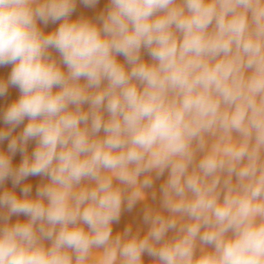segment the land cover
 Returning <instances> with one entry per match:
<instances>
[{
	"label": "clouds",
	"instance_id": "1",
	"mask_svg": "<svg viewBox=\"0 0 264 264\" xmlns=\"http://www.w3.org/2000/svg\"><path fill=\"white\" fill-rule=\"evenodd\" d=\"M76 4L0 0V264H264V0Z\"/></svg>",
	"mask_w": 264,
	"mask_h": 264
},
{
	"label": "bare ground",
	"instance_id": "2",
	"mask_svg": "<svg viewBox=\"0 0 264 264\" xmlns=\"http://www.w3.org/2000/svg\"><path fill=\"white\" fill-rule=\"evenodd\" d=\"M108 7V0H98V3L95 6L88 7L85 6L83 3L80 2V0H77V4L75 7V11L72 13L71 18L72 19H78L80 17L89 18L92 20H95L101 13H103L106 8ZM61 21H57L55 23L49 22L48 25H43L42 23L38 22L39 26L42 28L44 32H51L54 31L56 28H58ZM53 56H55L57 59H59V53H57L55 50H52ZM144 58L149 59L146 53H144ZM118 59L123 62L124 58L122 56H119ZM12 65H4L0 66V78L7 79L11 73ZM20 96V91L17 87L9 86L8 91L5 96L0 97V128H6L7 125L4 124L2 119V113L3 111L8 107L9 104L17 100ZM27 123V119L24 121V123L20 124L16 127V129L13 132V135H18L25 124ZM8 140H5L3 142H0V150L7 152V145ZM36 140H30L27 145V152L31 154L36 147ZM23 160V153L17 152L15 155L12 156V163L14 167H18L19 164ZM166 178V174L164 177H161L158 181H156L157 188L159 187V184L163 182V180ZM46 182V178L42 176H30L26 178L25 181L22 182L21 185L13 187L12 180L9 178L5 181L2 188H0V191L3 189L13 190L16 192L17 195H22L21 188L25 184H30L32 186V195L35 196L36 188L41 184ZM27 217L23 215H13L10 219L11 223H15L17 220L19 221H25ZM131 224L133 227V230H135L137 227L142 228L144 231L147 230V225L143 224V211H142V205H137L131 212L125 211L121 215V219L119 223H115L113 225V231L120 232L123 231L126 227H128ZM144 264H151L152 258L147 256L143 257Z\"/></svg>",
	"mask_w": 264,
	"mask_h": 264
}]
</instances>
